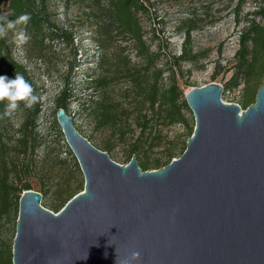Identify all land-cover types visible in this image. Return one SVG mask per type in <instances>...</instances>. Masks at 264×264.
I'll return each mask as SVG.
<instances>
[{"label": "water", "instance_id": "obj_1", "mask_svg": "<svg viewBox=\"0 0 264 264\" xmlns=\"http://www.w3.org/2000/svg\"><path fill=\"white\" fill-rule=\"evenodd\" d=\"M223 92L211 82L185 93L194 132L150 170L136 154L115 161L59 107L84 189L59 212L23 192L13 264H264V85L245 109Z\"/></svg>", "mask_w": 264, "mask_h": 264}, {"label": "trees", "instance_id": "obj_2", "mask_svg": "<svg viewBox=\"0 0 264 264\" xmlns=\"http://www.w3.org/2000/svg\"><path fill=\"white\" fill-rule=\"evenodd\" d=\"M246 1L236 0L232 5L235 19L239 20L240 12ZM255 3V8L246 13V23L238 35L239 46L235 52V71L230 83L237 86L243 80L248 82L249 86L259 89L263 84L264 76V0H256ZM154 4L155 1L151 0H94L88 19L92 32L91 38L100 51L94 56V65L86 68L85 80L77 84L74 75L82 65L84 52L76 43V32L50 25L46 0H0V16H6L8 20L17 19L24 14L30 16L26 26L21 24L17 28H24L31 36L30 41H34L35 45H44L48 39L50 41L63 40L72 46V57L66 78L54 99L58 108L63 106L68 112L69 103L76 97L77 92L83 88L88 89L93 92L91 110L94 126L108 133L109 140L120 139L126 134L123 126L127 124V121H131L134 127L139 129L132 149L126 155L127 162L136 152L144 153L148 148L151 149L158 145L155 121L161 120L163 125L184 121L182 109L187 107L188 103L186 100L180 102L184 93L178 84V77L185 62L195 63L200 57V53L195 51L191 44L192 33L198 28L193 17L181 23L183 40L178 54H168V58L164 60L160 48L152 49L141 17L151 18L150 7ZM151 19L156 21L162 18L155 13ZM11 31L8 32L6 38L0 39V75L14 79L16 72L22 73L25 79L33 85L40 99L31 109L21 104L24 117L17 130H12V117L0 119V230L3 221L12 213L18 219L20 198L25 190L31 189L28 181L23 182V178L30 175L31 167L27 171L22 170L18 165V160L21 155H26L35 147L43 106V93L40 87L27 67L13 56L14 42ZM121 35L131 41L142 65L138 69L130 66L131 59L128 55H126L125 63L117 59L115 42ZM154 36H158L156 31L152 32V37ZM36 50L37 46L31 50V54L36 55ZM166 73L168 75H165ZM166 76H168L169 83L162 85ZM118 81L126 83L124 87H120L123 94L119 97L114 92ZM252 91L247 93L246 108L253 101L255 102L256 95L253 98ZM3 110L4 104L0 103V112ZM193 132L194 128H190L188 138ZM87 138L91 141L90 137ZM113 147L114 143L107 141L101 149L110 154ZM173 149L170 148L164 157L156 159L152 165L157 168L163 161H166L164 166L170 163L174 156ZM140 165L143 169H150L148 163H140ZM79 188L80 191L84 189L82 185L71 191L63 199V206L78 193ZM0 264H13V248L10 247L4 251L0 247Z\"/></svg>", "mask_w": 264, "mask_h": 264}, {"label": "rangeland", "instance_id": "obj_3", "mask_svg": "<svg viewBox=\"0 0 264 264\" xmlns=\"http://www.w3.org/2000/svg\"><path fill=\"white\" fill-rule=\"evenodd\" d=\"M155 4L150 7L151 18L158 14L161 20H152L148 16H142L143 27L147 31L146 37L153 50L160 48L164 60L168 54H178L183 40L181 23L187 18L193 17L197 29L192 33V47L200 53L199 60L195 63L185 62L182 72L179 73L178 84L184 95L180 102L186 100L185 93L193 87L206 85L211 82L226 86L222 98L228 103H237L243 109L247 93L253 90V98L258 87L253 88L246 81H241L237 86L230 83L235 71V52L238 49V35L245 25L246 13L255 8L256 0H247L240 12L239 20L234 18L232 12L236 0H151ZM94 0H46V11L50 25L60 29H70L76 32V43L81 46L84 55L82 65L76 70L74 80L78 84L85 80L86 68L94 65V56L100 49L91 38L90 9ZM163 21V22H158ZM11 33L14 58L25 65L31 76L40 87L42 96V112L39 118L37 140L35 147L26 155H21L18 165L22 170L30 169V175L23 178L31 185V189L43 194L42 205L46 208L59 212L63 206V199L67 195L85 184L84 174L79 162L68 145L60 124L57 121V109L55 96L66 78L67 68L72 57V46L63 40L50 41L46 39L44 45H35L29 41L17 49L15 42L16 32ZM156 31L157 37H152ZM116 57L121 63H125L126 55L131 59L130 66L134 69L141 67L139 57L136 56L131 41L118 36ZM119 45V46H118ZM37 46L36 55L31 50ZM88 56V58H86ZM165 75H168L167 73ZM123 80V78H121ZM169 83L168 76L162 85ZM264 85V76L262 80ZM126 85L118 81L116 96L122 95L120 87ZM250 87V88H249ZM93 92L88 89H80L75 98L68 106V113L73 117L75 125L83 135L90 137L91 141L102 148L107 141L114 143L110 156L121 164H127L126 155L132 149L134 139L139 129L134 127L131 121H127L123 128L125 135L120 139L109 140L106 132L98 130L94 126L92 116ZM95 95V94H94ZM254 100V99H253ZM254 103V101L252 102ZM184 121L163 125L161 120L156 124V143L154 148H148L144 153L136 152L140 163H148L150 169H156L152 163L170 149L174 148L173 159L178 158L187 145L188 131L195 126V116L189 106L183 107ZM24 117L22 105L11 118L12 130H17ZM163 161L157 168L164 166ZM149 169V170H150ZM80 191V188L77 192ZM19 210V207H18ZM19 212V211H18ZM17 219L14 213L3 221L0 230V247L7 251L13 248L16 234Z\"/></svg>", "mask_w": 264, "mask_h": 264}, {"label": "clouds", "instance_id": "obj_4", "mask_svg": "<svg viewBox=\"0 0 264 264\" xmlns=\"http://www.w3.org/2000/svg\"><path fill=\"white\" fill-rule=\"evenodd\" d=\"M30 16L27 14L19 16L17 19L8 20L6 16H0V39L7 37L10 30L16 29L18 25H27ZM31 40V36L24 28L16 32L15 42L17 45H25ZM39 95L36 94L33 85L25 79L20 72L15 73V78L10 79L6 75H0V103L4 104L3 112H0V119L12 117L21 104L25 108L31 109L39 102ZM110 244V243H109ZM88 254L83 257L87 259ZM139 258L138 252H133L131 259Z\"/></svg>", "mask_w": 264, "mask_h": 264}, {"label": "built area", "instance_id": "obj_5", "mask_svg": "<svg viewBox=\"0 0 264 264\" xmlns=\"http://www.w3.org/2000/svg\"><path fill=\"white\" fill-rule=\"evenodd\" d=\"M17 49H19V50H20V49H21V45H18V46H17Z\"/></svg>", "mask_w": 264, "mask_h": 264}]
</instances>
